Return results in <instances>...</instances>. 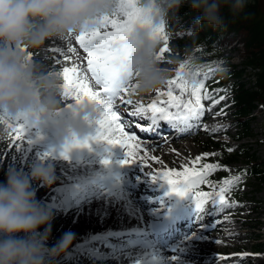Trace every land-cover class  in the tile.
I'll return each instance as SVG.
<instances>
[{"label":"clouds","instance_id":"clouds-1","mask_svg":"<svg viewBox=\"0 0 264 264\" xmlns=\"http://www.w3.org/2000/svg\"><path fill=\"white\" fill-rule=\"evenodd\" d=\"M248 0H139L150 13L151 28L137 27L127 41L128 55L117 70L120 87L134 86L149 95L166 86L173 69L160 58L153 30L169 20L179 21L180 9L197 13L188 29L195 36L204 26L226 28L223 9L235 17ZM119 0H0V141L17 122H27L43 133L57 150L83 144L96 127L101 108L88 101L66 98L60 72L44 58L30 55L46 42L78 35L112 16ZM95 148L96 145L93 144ZM74 151H81L73 148ZM99 150V149H97ZM0 181V264H58L76 239L65 231L54 243L52 222L56 209L37 195L38 187L57 180L53 160H33L26 170L3 169Z\"/></svg>","mask_w":264,"mask_h":264},{"label":"rangeland","instance_id":"rangeland-1","mask_svg":"<svg viewBox=\"0 0 264 264\" xmlns=\"http://www.w3.org/2000/svg\"><path fill=\"white\" fill-rule=\"evenodd\" d=\"M139 2V1H138ZM170 21L169 20L165 24V31L169 37L168 39V47L170 51L164 53L162 60L164 61H170L174 60L179 63H184L186 65L185 71L190 73L185 77L186 80H188L189 85L192 83H199L201 82L198 80L197 76L199 75V70H204L208 67V65L215 60L216 63H219L220 65H224L221 63L225 60H230L233 64L237 66H241L242 64V55L239 50L234 49H224L223 51L216 54V58L214 59L208 52H203L202 55H198L200 53L198 51L197 46L195 43L192 42L194 39H189L188 41H183L182 38H179L177 35L174 34V31L170 28ZM111 29H103L102 31H110ZM76 36V35H75ZM75 36L69 35L64 39H53L48 42H46L45 46L42 49L36 50L35 52H31L30 54L37 57V58H44L47 64L57 71L61 72L64 67H73L78 66L80 69H86L87 66V60H86V53L83 51V49L79 48L78 43L75 40ZM69 46L75 47L77 50V54H73L67 51ZM163 46V42H161L160 49ZM52 49H57L59 51H52ZM205 47H202V50H204ZM60 52H63L64 55L67 57H70V59H64L63 56L60 55ZM174 71H179L178 65L172 68ZM88 76H90V73H87ZM177 77H171L170 80H175ZM206 89L212 93V95L219 99L220 97H223V99H219V102L222 104V106H225L230 103L228 92L223 91L226 90V84L223 85L222 88L215 87V82H203ZM219 83V80H218ZM214 86V87H213ZM218 86V85H217ZM228 87V86H227ZM169 88V86H165L162 90ZM218 88V89H216ZM174 92H176L180 97L189 96L190 92H184L181 96V92L178 88H174ZM134 96L136 97H143V98H152L154 95H156V92H153L149 95H142L138 92H133ZM189 94V95H188ZM126 95V94H123ZM202 103L209 104V101H202ZM211 104V102H210ZM124 113V109L122 110ZM122 113V114H123ZM218 115H222L219 110H217ZM255 120L252 122L251 129H252V137L245 138L242 140H234L233 134H239L240 128L234 126L231 122L234 121L233 116L228 114L223 118V125L226 127V134L222 136H215L210 138L211 140H207L203 136H195V139L188 138L189 142L193 146L194 149H192V154L190 156L185 155V162L181 163L180 159L176 160L174 157H171L170 159H161V161L157 162V160L149 161V159L144 156L143 159V165L146 164H153L154 167H159L161 163H163L164 166H167L166 168L169 169V171H172L171 176L176 179L177 185H182L185 181V169H193V168H199L201 164L204 163H219L222 166L221 170L216 171V177L214 180L216 183L220 182L221 180L241 175L242 171L240 170L241 167H244L245 164L248 162V160L255 159L257 162H263L264 163V108H259L256 112ZM91 134H94V129ZM208 138V137H207ZM143 140V139H142ZM27 143V144H26ZM104 141H101L100 143H95L96 147H93V151L88 152L86 149L81 150L86 153V155H96L101 156L102 159L108 157L109 153H111V156L113 158H119L122 154V151H134L133 149H129L127 147H120L119 144H113L108 146L107 148L104 145ZM187 143V142H186ZM207 145V148L205 145ZM227 148V151L236 158L235 162L232 164L224 165V151ZM23 149V150H18ZM30 149V150H29ZM99 149V150H97ZM245 150L247 151V155L244 157L237 156L239 154L244 153ZM40 152L41 150L36 149L34 145H29L27 140L26 141H20L16 142L11 139V135L9 132L8 138L6 140L0 141V181L4 179L3 169L7 168L8 166H15L20 167L22 170H26L27 166L33 161L36 160V154L37 152ZM205 154H208L205 156L203 160H201L199 163H193V161L196 160L197 157L204 156ZM83 155L80 157L79 160L77 159H70L65 160V166L63 168V172L57 176L56 183L52 185L51 187H38L37 195L38 197L48 205L50 204H57L60 205L62 200L66 198L67 192H61L60 189H73L76 190L79 188L88 190L87 188H93L95 192L100 193L97 194V196H103V194L107 193H113L114 195L118 193L120 196L124 195V197L128 201L127 191L123 188V178L124 180L128 179V174H125V172L121 169L119 170V167L115 164L112 165H102L98 169L96 173H94L92 176H97V178H100L99 181L91 183V180H87L89 175L88 173H82L79 168L84 164L85 156ZM248 156V157H247ZM158 159L157 155H154ZM132 159L136 160V163H131V166L129 165L128 172H130L132 169H136L138 174H132V177L134 178V181L139 180V176L143 174L146 170H151V167H145V166H135L137 163H141V156L137 155L133 157ZM170 163H173V166L170 165ZM133 165V166H132ZM111 166V167H109ZM85 167H89L88 165H85ZM226 169V170H224ZM121 173H124V175L121 178ZM179 173L180 175H176ZM239 175V176H240ZM84 180L83 182H81ZM91 183V184H88ZM111 185L113 186L114 191L109 192L112 187H105V189L96 188L98 185ZM87 185H90L88 187ZM79 186V187H78ZM218 190V189H217ZM206 191L211 192L214 191L209 186H206ZM233 191L237 193L238 198L236 199L233 195ZM195 192H205L203 188L196 190ZM102 193V194H101ZM130 196V195H129ZM243 196H246L248 198H245ZM98 197V198H99ZM181 198L185 196H181ZM228 200L230 204L234 207H238L239 211L238 213H234L235 216L239 218H247L248 219V225L244 228H242L240 225H237L233 223V228L235 230H238L240 232V235L244 236V240L241 242H238L236 238H233L231 240H227L222 246L217 245L218 247H221L223 252L231 253L232 246H244V252L240 255L234 254V259H238L240 256L246 255V254H252L253 260L249 264H255L258 262L261 258H264V253L254 254V247H257L256 245L259 243L264 245V184L261 183L258 180H247L243 181V179H240V181L235 184L232 188V191H230L227 194ZM131 202L132 199L130 197ZM56 209V215L55 219L52 222V239L49 241V243H54L57 238L61 236V234L65 231L71 230L76 234V239L74 241V244L72 248L70 249L69 253L63 256L62 259H65L64 264H105L108 262V260L104 261V259L99 260L97 259V255L92 256H85L83 253L88 250V247L86 246L83 248L82 246L87 241L89 234H91L96 228H94L95 223H99V226L102 228L107 224H110L111 222H108L107 224H103L100 222L99 216L95 213H91L89 215V218L82 217L77 213V208L75 209H69L67 206H65V209H58L57 206H52ZM64 207V206H63ZM251 211V209H253ZM112 210V209H111ZM59 211H63L65 215H67L69 218L60 217ZM147 225V224H146ZM136 226H138V223L136 222ZM150 226V224H149ZM128 227V226H126ZM135 227V226H134ZM74 229V230H73ZM86 240V241H84ZM84 241V242H83ZM231 242L232 245L229 243ZM112 244V243H111ZM110 244V245H111ZM100 245H103V243H100ZM99 245V246H100ZM114 245V244H113ZM83 248V249H82ZM99 248V247H97ZM242 248V247H241ZM240 248V249H241ZM114 254H123L124 252L121 250L119 246L114 245ZM229 250V251H228ZM96 251H99L96 249ZM210 254H215V250L212 249L209 251ZM233 254V253H231ZM83 257H86L84 259ZM223 257H219L218 259L221 260ZM185 263H194V264H209L206 262V260H198L196 258L186 260L183 259ZM214 263H217V259L213 261ZM223 264V263H220ZM261 264H264V261L261 262Z\"/></svg>","mask_w":264,"mask_h":264},{"label":"snow or ice","instance_id":"snow-or-ice-1","mask_svg":"<svg viewBox=\"0 0 264 264\" xmlns=\"http://www.w3.org/2000/svg\"><path fill=\"white\" fill-rule=\"evenodd\" d=\"M151 26L150 13L140 9L137 0H119V7L112 16L102 18L98 27L91 31H82L75 36L79 48L83 49L87 54V66L86 69H80L78 66L64 67L62 69L60 75L63 79L64 94L66 98L75 100L77 103L86 100L90 103L97 104L101 108L100 118L96 122L94 134H90L89 138L83 144L76 143L72 148L65 147L63 150H57L47 141L43 133L38 130L33 131L34 127L26 121L8 125L11 139L20 142L27 137L29 145H41L43 151L37 152L36 160H46L48 158L79 160L86 153L84 151H74L73 148L79 150L86 149L88 152H91L93 151V144L100 143L101 141L105 142L104 145L106 148L113 144H119L122 148L127 147L134 149V151H129L119 158H113L111 153H109L108 157L102 159L101 162L104 165L115 164L119 167H124L129 162L135 164L136 160L132 158L141 151L142 146L134 132L129 133L126 131L130 125L122 120L120 110L115 105L117 98L120 99L121 104L132 105L133 101L130 97L135 91V88L131 85L129 87H120L117 84V70L119 65L127 58V41L134 29L137 27L151 28ZM109 28L111 29L110 31H102L103 29ZM153 36L159 39L160 42H163V46L159 52L160 58L162 59L164 53L170 51L168 47L169 37L165 31V24L161 23L158 28H155L153 30ZM52 51L59 50L52 49ZM67 51L77 54L76 48L72 46H69ZM60 55L66 60L70 59L63 52H60ZM185 67V64L180 66L177 79L169 80L168 91L162 93V95H167L168 97L166 106H158L162 104L160 100L150 103L147 107L139 104L134 106L130 116L139 117L147 124V126H142L139 123L135 125L141 132L153 131L160 126L161 121L173 128H179L181 131L199 126V122L206 111L202 101H211V104L214 106L219 103V99H223V97L216 99L206 89L203 82L189 85L188 80L184 77L190 73L185 71ZM87 73L91 75L88 76ZM174 88L180 90L181 96L186 91L190 92L191 98L183 101L181 97L174 95ZM125 93L128 95L127 99L123 95ZM181 107L183 111H180ZM172 108L177 109V111H170ZM207 110L210 111L211 109L209 108ZM133 141H136V143H130ZM144 150L145 155H147L146 146H144ZM207 155L197 157L193 163H199ZM148 158L157 160L154 156ZM143 159L144 157H141V162H143ZM157 162L159 161L157 160ZM221 169L222 166L219 163H204L200 165L199 169L192 172L190 176L188 175L189 170L185 169L183 175L186 176V179L182 185H177L175 181L171 180L168 171L160 172L157 175L164 180L172 192L181 196H189L192 200L195 214L198 216L199 213L204 211V205L209 201H211L217 211L231 206L226 196L232 190L233 186L240 181L241 177H227L218 183H214L208 179L213 172ZM176 175L180 174L177 173ZM155 179L156 177H153L154 181ZM199 184H207L214 191L193 192L192 190ZM59 191L67 192L65 200L61 205L53 203L49 206H70V202H74L73 198L77 197V190L75 188L67 190L60 189ZM105 195H109V193L106 192ZM197 238L202 239L203 237L197 233L187 239ZM158 264H171V261L161 260Z\"/></svg>","mask_w":264,"mask_h":264},{"label":"bare ground","instance_id":"bare-ground-1","mask_svg":"<svg viewBox=\"0 0 264 264\" xmlns=\"http://www.w3.org/2000/svg\"><path fill=\"white\" fill-rule=\"evenodd\" d=\"M162 62L171 68L178 65V69L184 64H178L175 59L170 61L162 60ZM178 72L179 71H173L171 77H177ZM166 86L169 85L167 84ZM164 87L155 91V94L167 92L169 88L162 90ZM174 95L180 97L176 92H174ZM190 98V95H186L183 98L181 97L183 101H187ZM167 100L168 97L161 101L162 104L158 106H166ZM119 103L120 104L116 106L119 108L120 112L124 105L128 106L127 104ZM139 103L143 104L144 102L140 101ZM203 104L206 111L202 120L199 122L198 135L208 137L227 135L226 127L222 123L224 115L220 116L217 113L221 103L219 102L214 106L207 103ZM209 108L211 109L210 111L207 110ZM170 111L176 112L177 109L172 108ZM180 111H183L182 107ZM126 117L128 118V116H121L124 122L127 120L125 119ZM33 131H35V129H33ZM126 131L129 133L134 132L132 128H127ZM187 136L189 135L184 134L180 135L178 138L174 137L173 139L159 140L156 142L143 141L137 137L142 146L141 151L138 152L137 155L141 157L146 156L147 158L157 155L158 161H161L162 158L170 159L174 157L176 160L180 159L181 163H183L186 159L185 155L190 156L192 154V149L195 150L191 143H188L189 140L187 139H195L194 136ZM236 136V134H233V138ZM130 143L135 144L136 141ZM204 145L207 148V145ZM144 146H146L147 155H145ZM125 153L122 152L121 155ZM49 159L55 161L57 165V176H59V174L63 172L65 166L63 162H65V160L52 158L46 160ZM149 161L152 162L151 159H149ZM129 165L131 166L130 162L126 164L128 168ZM159 165V167H154L153 164L143 165L142 162L135 165L148 168L151 167V170H146L141 174L137 182L134 181L132 177V174H138L136 169H132L129 172L128 179L123 181V188L127 191L125 195H127L128 201L124 195L120 196L118 193L115 195L113 193H109V195L103 194V196L99 197L96 195L97 192H95L93 188H87L88 190L82 188L77 189V197H74V202H70V206H67L69 209L77 208V213L81 218H89L91 213H95L99 216L100 222L103 224L111 222L102 228L99 226L98 222L95 223L94 228H96V230L89 234L86 239L87 241L84 240L86 242L82 246L83 248L86 246L88 247V250L83 253L85 256L97 255V253H99L96 256L98 261L102 259H104V261L108 260L105 264H154V262L158 264L161 260L171 261V264H183L181 261L182 258H196L209 262L210 259H213V255H209L210 250L214 249L216 254L223 250L217 245L222 246L227 240L233 238H236L238 242L244 240V236H241L240 232L233 228V223L238 219L234 214L238 213V207L231 205L230 207H225L223 210L217 211L214 205L209 206L206 203L204 205V210H206L207 213L203 215V212H201L196 216L192 201L188 203L181 201L179 194L172 192L165 184L164 180L157 175L160 172L168 171L170 173L169 178L176 182V179L171 176L172 171H169V169L166 168L167 166H164L163 163ZM170 165L173 166V163H170ZM88 166L89 167H85V165H82L79 170L83 174L89 171L88 174L91 176H88L87 180L96 179L98 176L92 175L102 166L101 159L97 158L92 160ZM153 177H156L155 181ZM83 181L84 180L81 182ZM101 189L104 190L105 188ZM114 189L115 188H112L109 192L114 191ZM233 195L236 199L238 198L236 192H233ZM130 197L133 202H131ZM226 198L228 199L227 196ZM64 200H62V202ZM58 209H65V206H59L57 207V210ZM167 212H172L173 215L180 216L181 223L176 228L171 229L175 234L170 241H156L154 240L155 235L149 230L147 223L155 221L158 217L164 216ZM58 213L60 217L69 218L63 211H59ZM229 217L233 218L232 221L227 219ZM136 222L138 226H136ZM186 226H188V228H185ZM197 233L203 238L187 239ZM105 237L110 239L119 238L120 244L117 246L122 248L121 250L124 253L114 254V245L111 244L109 240H106ZM125 242L126 244H123ZM100 243H103V245H100ZM229 243L232 245L231 242ZM241 247L244 248V246H232V249L237 250ZM96 249L99 251H96ZM177 249H179V251H177ZM173 257H175V259H173ZM83 258L86 259V257ZM227 261H231V258H228ZM250 261L251 258L244 257L238 261H234V264H242ZM262 261H264V258H261L256 264H261Z\"/></svg>","mask_w":264,"mask_h":264},{"label":"trees","instance_id":"trees-1","mask_svg":"<svg viewBox=\"0 0 264 264\" xmlns=\"http://www.w3.org/2000/svg\"><path fill=\"white\" fill-rule=\"evenodd\" d=\"M195 15L197 13L185 6L179 12L181 19L170 21L169 26L183 41L194 39L192 42L200 52L198 55H202L205 51L215 58L219 50L236 42L232 48L239 50L242 55L240 67L228 60L223 61V66L211 62L210 67L203 72L207 74L211 69H221L220 73H215L214 77L221 74L223 80L220 79V85L224 83L229 85L226 89L232 100L231 112L236 122L242 126L244 136L249 135L254 110L258 105L264 107V0H248L244 11L235 17L225 7L223 16L226 28L213 30L204 26L193 36L187 26L191 24ZM202 46L205 47L204 50ZM232 159L234 158H229V160ZM243 172L247 178L264 182L263 162L252 159L245 165ZM58 264H64V260L60 258Z\"/></svg>","mask_w":264,"mask_h":264}]
</instances>
